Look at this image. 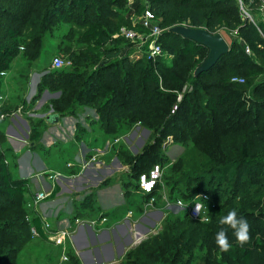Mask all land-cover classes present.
<instances>
[{
	"label": "trees",
	"instance_id": "1",
	"mask_svg": "<svg viewBox=\"0 0 264 264\" xmlns=\"http://www.w3.org/2000/svg\"><path fill=\"white\" fill-rule=\"evenodd\" d=\"M134 1L125 8L126 0H0V95L13 60L21 54L34 56L43 39L52 37L54 23H64L63 37L68 42L82 34L85 46L80 55L72 46L57 49L66 54L70 66L46 72L39 81V91L60 92L51 101L52 113L76 117L80 108L94 110L98 130L113 138L136 126L148 129L153 139L138 155L130 156L125 150L117 155L129 163V173H125L134 176L136 189L139 174L157 164L149 163L153 155L167 160L164 152L175 141L181 145L188 137L193 147L201 148L195 156L199 169L185 160L170 175L165 177L163 172L161 181L167 183L171 204L186 200L189 205L195 195L205 194L208 220L190 218L187 207L175 214L167 212L170 216L163 217L158 235L143 240L133 257L121 264H264V127H249L251 116L264 109V98L259 97L264 94V20L256 21L254 3L249 6L254 21L242 18L238 0ZM6 3L13 6L14 14L2 13ZM145 6L154 12L161 27H169L162 31L159 42L163 53L172 55L170 65L164 56L149 60L140 54L142 59L132 61L119 57L122 44L131 42L118 34L120 28L144 31L132 17ZM181 24L211 34L223 27L235 31L236 40L209 70L195 76L194 70L208 49L169 30ZM187 70L191 72L188 75ZM234 76L243 82H233ZM185 79L192 90L177 100L173 88L181 87ZM193 130L196 134L192 137ZM84 131L76 123L75 138L80 139ZM39 136L36 129L29 136L31 148ZM169 136L171 143L167 142ZM4 139L0 130V214L20 210L29 188V178L11 172L7 162L10 149L2 147ZM252 144L258 148L255 153L246 148ZM111 180H104L100 188ZM161 181L146 199L156 197ZM121 183L125 187L131 184ZM232 209L249 222L251 239L241 246L228 230L232 248L222 252L214 237L222 227L220 217ZM215 211L218 216H209ZM20 212L13 215L20 220L12 225V247L0 257V264H14L9 258L29 242L32 228L43 236L40 218L28 222L23 208Z\"/></svg>",
	"mask_w": 264,
	"mask_h": 264
},
{
	"label": "rangeland",
	"instance_id": "2",
	"mask_svg": "<svg viewBox=\"0 0 264 264\" xmlns=\"http://www.w3.org/2000/svg\"><path fill=\"white\" fill-rule=\"evenodd\" d=\"M134 3V0H126L124 6L127 8L132 6ZM3 5L7 8H5L2 13L6 14V16L14 14V8L11 4L6 3ZM249 6L252 7V4L249 3ZM254 15L256 16V21L259 19L264 20V13L259 14L257 11ZM53 25L55 30L52 37L49 36L50 38L47 37L43 39V42L39 46L38 50H35L34 56L33 54L31 55L32 57L21 54L13 60L9 70H7L4 76L3 91H6L5 94L7 95L8 100H10V104L6 106L7 109L5 111L9 112L20 109V113H17V115H14L13 117L17 118V116H19L23 120L27 121L29 125V132L25 130L27 128L25 122L21 123L23 125L22 128L24 127L20 130L22 135H20L18 132H13L12 130L3 132L5 139L4 142H2V147L4 148L8 146L10 149V152H8L7 162L14 176H21L18 173V164L24 162L25 164L27 163L28 167L30 168V171H28L29 173H27L25 168H22L23 166L19 167L21 169L20 171H22L21 173L29 178V188L25 196V200L23 201L22 206H20V210L23 208L25 211V221L29 222L32 220V218L39 217L43 229L42 237H39L38 235H35L31 232L32 237L29 242L19 251L11 254L9 259L13 261L14 264H89L87 255H83L81 258L80 253L82 250L75 246V244L72 242V237L75 236L74 234L76 228L78 226H83L86 232L88 231L89 235H91V239L94 243H92V245L89 247H101V245H104L106 241H109V239L106 240L104 237L103 239L105 240H101L97 234L102 232L101 230H110L111 234L113 235V226L119 217L117 216V209L123 210L121 216L124 218L128 217L127 214L129 210L131 211V214H133L132 216H140V214L144 211V203L147 201V199L144 197L145 195L141 191H138L136 188H134V183L136 182L134 176H126L125 172L129 173L130 166L125 157L119 155V157H116L117 163L119 165H123L122 169L115 170L111 175H109L107 179L110 178V180H115H111L110 182L106 183L108 185L105 184L106 186L117 185V188H113L114 190L111 189L109 193L106 192V195L102 193L100 197L98 196V192L100 191L98 189L100 188L101 183L96 185L95 183L97 181L92 182V184H94L96 187L91 188L92 186H88L82 189V186L79 184V182L74 183V181H72L67 183L64 179L60 178L58 182L60 187L58 188L57 186V189H55V195L50 197L51 199L49 198L42 203L36 204L35 193L37 191L34 193L35 188L32 184H35V182L32 180V178H35L37 181L39 189H43V186L46 187L47 185L50 188L54 183V180H52L53 178H50L52 175L54 176L55 174L56 176L58 175L63 177L65 173L74 172V170H77L83 164L82 162H85L83 161V158L80 157V154H84L86 159L89 157V159H91L92 157L95 158L99 152H108V155H118V151L125 150L130 156H135L144 149L150 139H153V136H150V131L148 129L142 127V130L139 131L134 127L130 129L131 132L133 131L132 133L129 131L131 134L128 132L130 135H120L121 137L116 136L119 137L118 143L114 141L116 137L113 138L112 135L106 136L103 131H99L96 127H93L92 125L96 124L94 120H92V125L88 124L86 126L88 129L87 134L84 132L82 136L83 138H89L90 141L95 140L93 142H95L96 145H91L92 143H88L82 148H79V146L76 147L73 142H69L70 140H74V138L72 137V134H69L68 131H65L63 134L65 139L62 141L60 137L54 136L55 140L58 142L50 147L35 146L34 148H31L30 139L25 141L24 145L19 142H23L25 140L26 134H29V136L33 134V131L36 129L35 123H38L39 121L44 122V120H47V116L52 113L50 108L52 99L57 98L60 95L59 91L50 92L47 89H43L44 91L41 92L39 90H41L42 87L38 88L41 77H43L46 72L50 73L51 71L55 70L52 67V61L55 57H60L63 61H65L64 68L70 66V61L66 54L62 51H58L57 49L63 45L72 46L74 52L78 53L77 55H80L85 46L83 42L84 37L82 34H76L73 37V40L68 42L67 40H64L63 37L65 32L64 23L56 22ZM168 28L169 27L167 26L162 27L163 32L168 30ZM217 32H219L225 38L229 45L236 40L235 31H227L222 27L219 28ZM139 49L140 48L137 46V43L125 42L120 48L119 57L127 56L131 61L137 60L142 55V53L139 52ZM206 57L207 55L202 57V59L204 60ZM163 58L165 59L167 65L172 63V55L166 54ZM185 64L188 65L189 62H185ZM186 73L188 75L191 72L190 70H187ZM6 84L8 86H6ZM173 89L177 100H179L178 95H182L185 92L191 91L192 84L190 81L185 79L181 87ZM5 94L2 93V96ZM259 97L264 98V94H261ZM15 98L17 99L16 101L14 100ZM21 100L25 101L24 106L21 104ZM174 101H176V99ZM7 102L8 101H6V103ZM0 104L2 105V109H4V98ZM173 104L174 103H172L171 106ZM23 107L24 109H22ZM80 110H83V108ZM84 112L88 118L96 119L93 118L95 115L94 110L86 109ZM38 114H43L44 117H42L41 120H38ZM257 116H259L257 120L253 121V119ZM257 116H251L250 119H252V122L249 123L250 128L253 127L252 124L255 125L254 127H264V109L259 110ZM84 118L87 117L84 116ZM8 119L9 117L0 122L1 130H4V122H6ZM191 133L192 137L193 134H196L195 130H193ZM88 135L92 138H90ZM93 137H96L99 140L96 141V139ZM186 138L188 137L184 138L185 140L183 143H181V145L177 144L175 141L165 150L164 155L166 156L167 160L160 161L157 156L153 155V157L149 160L150 162H148H156L161 164L165 177L170 175L172 170L175 169L177 165L184 163L185 160H188L191 165H194L196 168H198V160L195 156L200 153L201 148L193 147L192 143H190V141H188ZM248 141L249 138H246L245 146L247 145L246 142ZM82 142L85 144V141ZM167 142H172V138L170 136L168 137ZM43 144L45 145L44 142ZM246 148L253 150L252 153H255V151L258 149L254 144ZM91 152L96 153H92V155H90ZM43 163H45L44 166ZM67 163H71L72 167L68 168ZM54 170H58L60 173H55ZM33 173L38 174L32 178L28 177V174L31 175ZM44 173H47L48 175ZM40 179H42L45 185H47H42V181H40ZM103 182L104 181H102V183ZM121 182H131V184L129 187H125ZM88 184H91V182L84 183L86 186ZM105 185L104 187H106ZM75 190H78V192L76 193ZM125 191H127L126 197ZM166 191L167 183L163 179L156 191V202L153 204V208H161L160 215H162V217L160 218L162 219L163 217L165 219L166 217L170 216L165 215L167 212L170 214H175L176 212L183 210L188 206L186 200H182L183 206L181 204L177 205L169 203ZM194 198H196V195L193 197V200ZM125 200L129 202V205L124 203ZM113 204H117V207L112 211L108 207L112 206ZM20 210L14 209L0 214V257L5 255L7 250L12 247L11 240L13 233L15 232L12 225H14L16 221L18 223L20 220H15L13 215H19L21 213ZM210 215L218 216V212L215 211L213 214L210 213L209 216ZM100 216L105 217L106 221L94 223L93 221H95L98 217L101 218ZM76 219H78V221H76ZM162 219L155 221L154 226H152L153 223L144 224V222L141 221L142 224L146 226V229H141V227H139L140 232H142V236L135 237V234H133L131 237L126 236V238L122 237L121 239H118L113 235L111 244H107L105 246V256L102 254V256H99V258L101 257V261L99 258H96L92 252L93 264H121L126 258L133 257V254L139 250V247L137 246L140 245L143 240L150 236L153 237L158 235L164 223V219ZM228 230L230 231L231 237L235 238L233 231L231 229ZM107 237H110V233L109 236L107 235ZM91 239H89V236L87 237L88 244H90ZM86 249H88L87 241Z\"/></svg>",
	"mask_w": 264,
	"mask_h": 264
},
{
	"label": "crops",
	"instance_id": "3",
	"mask_svg": "<svg viewBox=\"0 0 264 264\" xmlns=\"http://www.w3.org/2000/svg\"><path fill=\"white\" fill-rule=\"evenodd\" d=\"M139 52H140V49H139ZM6 86H8V85L6 84ZM5 92L6 91H3V94H5ZM4 96H3V98H4V105L5 106L3 108L7 109L6 106L10 104V100H8V97H7L6 94ZM14 100L16 101L17 99L15 98ZM6 101H8V102L6 103ZM80 109L78 110V115L76 117H74V116L59 117V120L55 124H50L47 120H44V122H40L39 121L40 123L39 122L35 123V124H37L35 126L36 130L39 132V135H40L39 139L37 140V143L35 145L36 146H45V147L49 146L50 147V146H52V145H54L55 143L58 142V141L55 140L54 136L60 137L61 141L65 139L63 137V134L65 133V131H68L69 134H72V137L74 138V140H70L69 142H73V144H75L76 147L79 146V148H82L83 146L87 145L88 143L89 144L92 143L91 145H96V143L93 142L95 140L90 141L89 138H86V137L83 138V136L80 139H76L75 138L76 123H79L83 128H85L84 132H85V134H87L88 129H87L86 126L88 124H91V121L94 120V119L88 118V116L85 115L84 110H80ZM84 116L87 117V118H84ZM42 117H44L43 114H38V118H39L38 120H41ZM93 118H97L96 114L94 115ZM23 122H25L26 126H27V128L25 130L29 132L28 122L23 120L19 116H17V118L16 117L9 118L6 122H4V130H1V129L0 130L3 131V132H7V131L12 130L13 132H18L20 135H22V132H20V130L24 128V127L22 128L23 125L21 124ZM92 126L96 127V125H92ZM135 128L138 129L139 131L142 130V128L139 127V126H136ZM97 130H98V128H97ZM129 133H126V135L129 134ZM89 137L92 138L91 136H89ZM82 138H83V140H82ZM93 138H95L96 141L99 140L96 137H93ZM28 139H29V134H26L25 140L23 139L24 140L23 142L22 141H19V142L22 145H24V142L28 141ZM82 141H85V144ZM43 142L45 143V145L43 144ZM117 142L119 143V141H117ZM106 145H107V143H106ZM92 153L94 154L96 152H91L90 155H92ZM103 153L104 152L97 153L98 155H96L94 160H90L89 159L90 157L88 159H86V156L84 154H80V157H82L83 161H85V162H82V163H84V166L81 165L77 170H74V172H72V173H65L63 177L62 176L60 177V176L57 175L56 189H57V186H58V188L60 187V185L58 183L60 178L64 179L67 183H70L72 181H74V183L79 182V184L82 186V189H84V188H86L88 186L89 187L92 186L91 188H94L96 186L94 184H92L93 181H97L95 184L99 185L98 183H102V181L107 179L109 177V175H111L115 170L122 169L123 165H119L117 163V158H116L117 155L116 154L108 155V152H105L104 154ZM44 165H45V163H43V166ZM18 166L19 167L23 166L22 168H25L26 172L29 173L28 171H30V168L28 167L27 163L25 164L23 162V163L18 164ZM19 167H18V173L21 175V177L23 176V177L27 178L26 175H23L21 173L22 171H20L21 169ZM68 168H70V167H68ZM54 171H55V173H60V171H58V170H54ZM68 171H71V170H68ZM75 171H76V173H75ZM36 174H38V173H36ZM36 174L35 173H33L31 175L28 174V177L32 178ZM44 174L48 175L47 173H44ZM54 176H56V175L54 174ZM112 176H110V177H112ZM32 180L35 182V184H32L34 186V188H35L34 192L40 191V190H44L45 192L49 191V186L47 184H46L47 185L46 186L45 183L42 181V179H40V181H42V185L44 184L46 186V187L43 186V189H39L38 183L35 180V178H32ZM85 182H88V183L91 182L92 185L88 184L86 186V185H84ZM115 187L117 188V185H115V186H113V185L110 186L109 185V186L102 187V188L98 189V190H100L98 192V196L100 197V195L102 193H104L106 195V192L109 193L110 190L111 189L114 190L113 188H115ZM83 191H85V190H83ZM83 191H82V193H83ZM75 192L77 193L78 190H75ZM73 194H75V193H73ZM123 195H124V193H123ZM124 203H127L129 205V202H127V200H125ZM116 207H117V204L116 205L113 204L112 206H109L108 208H110V210L113 211ZM153 207H151L150 209L144 210L140 214V216L139 215L138 216H132L133 214L129 215V212H128L127 216L128 215L129 216L125 217V218L121 216V214L123 213V210L117 209L118 211H116V212H118L117 216H119V217L117 219V222L113 226V228H114V230H113L114 237H117L118 239H121L122 237L126 238V236L127 237H131L133 234H135V237H138V235L142 236V234H141L142 232H140V228L139 227H141V229H143V228L146 229V226L143 225L142 222H144V224L145 223H148V224L149 223H153L152 226H154L155 221H157L158 219H162V218H160V217H162V215H160L161 214V211H160L161 208L158 209V208H153ZM101 231L102 232L97 234L98 237L101 240H105V239L108 240L109 239V241H106L107 243L105 242V244L101 245V247H95V248H93V246H92V248L89 247L94 242L91 239V235H89L88 231L86 232V230L83 228V226L82 227L78 226L76 228V231H75V234H74L75 236L72 238V242L75 244V246H77L78 248H80L82 250L81 251L82 254L80 253L81 254L80 257L82 258L83 255L84 256L87 255V257L89 259V264H93V262H92L93 261V253H94L96 258H99V256H102V255L105 256V254H106L105 253V246L107 244L108 245L111 244V239H112L113 235L111 234L110 230L109 231L108 230H101ZM109 233H110V237L108 238L107 235L109 236ZM88 236H89V239H91L90 240V244H88V240H87ZM104 237H105V239H103ZM86 241H87L88 249H86ZM83 249H85V250H83ZM85 252H90L91 254L90 253H86L85 254Z\"/></svg>",
	"mask_w": 264,
	"mask_h": 264
},
{
	"label": "built area",
	"instance_id": "4",
	"mask_svg": "<svg viewBox=\"0 0 264 264\" xmlns=\"http://www.w3.org/2000/svg\"><path fill=\"white\" fill-rule=\"evenodd\" d=\"M250 3H254L256 6V10L259 13H264V0H249ZM239 9L241 17L244 19H248L250 21H254L253 15L251 14L249 4H247L244 0H238ZM133 21L136 20L140 23L144 31H136L133 29H129L126 27L120 28L119 35L123 36L127 40L137 43V46L140 48V52L142 55H144L149 60H155L159 56H165V53H163L161 44L159 42L160 35L162 33V27L159 25L158 20L154 14V12L148 7L145 6L140 14L133 15L132 17ZM117 34V35H118ZM245 51L247 53H250L249 48L246 46ZM63 66H65V61H63L60 57H55L52 61V67L53 69H60ZM233 82H243V78L234 76L231 78ZM180 99V95L178 96ZM3 100V96L0 95V103ZM176 105L173 106L172 112L176 109ZM2 105L0 104V121L6 119L7 117H13L14 115H17V113H20V109H17L15 111H1ZM119 141L118 139H115V142ZM90 160H94V157H92ZM84 166V163L82 164ZM68 167H71V163H67ZM163 173V168L161 164H154L151 166V168L147 172H143L139 174L137 179V190L141 191L145 196L150 195L157 183L161 181ZM49 178V176H48ZM53 178L54 183L49 188V191L45 192L44 190L37 191L35 193L36 198V204L42 203L46 199L50 197V195L55 191L56 189V181L57 176L50 177ZM50 180V179H49ZM206 198L205 194H198L195 200L187 206L188 208V215L190 218L194 220H200V221H207L208 215L207 213V206L204 203V199ZM155 202V198L153 196H150L147 201L144 203V210L153 207V204ZM196 203H202L204 205V208L200 212V216L196 213ZM177 205L180 204L179 202L176 203ZM129 215H131V211H128ZM128 215V216H129ZM101 217V216H100ZM78 221V219H76ZM106 218L101 217L97 218L94 223L98 222H105ZM94 225V224H92ZM31 232L35 235L39 234L35 229H31Z\"/></svg>",
	"mask_w": 264,
	"mask_h": 264
},
{
	"label": "water",
	"instance_id": "5",
	"mask_svg": "<svg viewBox=\"0 0 264 264\" xmlns=\"http://www.w3.org/2000/svg\"><path fill=\"white\" fill-rule=\"evenodd\" d=\"M170 31L177 33L184 38L190 39L197 44H201L208 49L207 57L194 70L195 76L201 72L209 70L223 55L227 54L230 50L229 44L219 32L211 34L204 28H194L183 25L171 27ZM58 120L59 116L57 114L50 113L47 116V121L50 124H55Z\"/></svg>",
	"mask_w": 264,
	"mask_h": 264
},
{
	"label": "clouds",
	"instance_id": "6",
	"mask_svg": "<svg viewBox=\"0 0 264 264\" xmlns=\"http://www.w3.org/2000/svg\"><path fill=\"white\" fill-rule=\"evenodd\" d=\"M23 51V46H21ZM183 206V201H179ZM196 213L200 216L201 210L204 208L202 203H196ZM219 224L222 226L219 231L215 234V243L222 252H228L232 248V244L228 239V229L233 231L236 241L243 246L250 242V224L243 218L238 216L237 210L232 209L226 215H223L219 219Z\"/></svg>",
	"mask_w": 264,
	"mask_h": 264
},
{
	"label": "bare ground",
	"instance_id": "7",
	"mask_svg": "<svg viewBox=\"0 0 264 264\" xmlns=\"http://www.w3.org/2000/svg\"><path fill=\"white\" fill-rule=\"evenodd\" d=\"M72 238H73V237H72ZM86 253H90V252H85V254H86ZM90 254H91V253H90ZM80 255H81V254H80Z\"/></svg>",
	"mask_w": 264,
	"mask_h": 264
}]
</instances>
